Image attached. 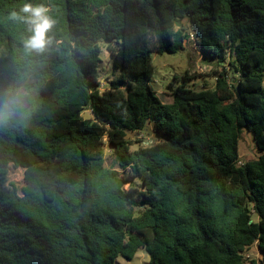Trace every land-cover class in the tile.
<instances>
[{
	"label": "trees",
	"instance_id": "16d2710c",
	"mask_svg": "<svg viewBox=\"0 0 264 264\" xmlns=\"http://www.w3.org/2000/svg\"><path fill=\"white\" fill-rule=\"evenodd\" d=\"M25 4L56 22L43 53L11 18ZM185 18L220 69L213 88L175 75L165 104L152 55L185 49ZM9 88L26 95L0 124V264H115L140 248L150 264H259L254 244L264 264V0H0V98ZM148 125L155 139L132 150L127 133ZM243 128L261 155L239 164Z\"/></svg>",
	"mask_w": 264,
	"mask_h": 264
},
{
	"label": "rangeland",
	"instance_id": "374dc122",
	"mask_svg": "<svg viewBox=\"0 0 264 264\" xmlns=\"http://www.w3.org/2000/svg\"><path fill=\"white\" fill-rule=\"evenodd\" d=\"M176 25L177 27L182 26L186 28L190 34L196 33L195 29L189 25L187 18L181 20ZM194 38L195 39L186 41L185 49L175 54L154 53L152 55L154 74L151 79V84L160 96L161 101L165 104L172 103L173 101L172 91L168 88V86L170 83H174L173 81L175 75H183L186 71H189L190 74H195L196 78L190 81V85L195 84V89H203L205 87L213 88L215 85L216 71L220 68L215 60H211L202 53L195 41L198 37L196 36ZM110 46L113 47V44L110 43ZM101 48L103 64L100 69V79L101 84L106 85L109 77L111 76L114 65V57L109 49V43H102ZM232 76L233 74L231 73L230 80L234 81ZM174 84L176 85L177 83ZM83 115L84 117L89 118L91 117V112L89 110L85 111ZM127 137L134 142L131 146L132 150H136L140 145H147L151 140L155 139L151 125H148L141 133L128 132ZM106 152L109 153V150ZM239 152V164L256 160L261 155V152L255 146L251 132H249L246 128H243L241 131ZM12 178L22 184L24 174L22 172L18 173L13 171ZM135 184L139 185L140 181L137 180ZM132 185H134V183H127L124 187L125 189H128ZM254 219L257 220V216H255ZM244 255L249 260L255 259L259 264H261V254L256 244L248 248ZM115 264H150V258L146 250L144 248H140L131 261H128L120 256L116 259Z\"/></svg>",
	"mask_w": 264,
	"mask_h": 264
},
{
	"label": "clouds",
	"instance_id": "9594fccd",
	"mask_svg": "<svg viewBox=\"0 0 264 264\" xmlns=\"http://www.w3.org/2000/svg\"><path fill=\"white\" fill-rule=\"evenodd\" d=\"M20 12L25 15H20L14 11L11 13V18L23 20L29 25L31 35L24 41L25 50L37 54L45 52L52 43V38L49 37L48 33L56 23L49 15V9L44 5L25 4ZM23 95H26L23 89L9 88L5 91L3 98H0V124H7L20 114Z\"/></svg>",
	"mask_w": 264,
	"mask_h": 264
},
{
	"label": "built area",
	"instance_id": "2783aa9c",
	"mask_svg": "<svg viewBox=\"0 0 264 264\" xmlns=\"http://www.w3.org/2000/svg\"><path fill=\"white\" fill-rule=\"evenodd\" d=\"M190 37H191V39H194V35L193 34H190Z\"/></svg>",
	"mask_w": 264,
	"mask_h": 264
}]
</instances>
